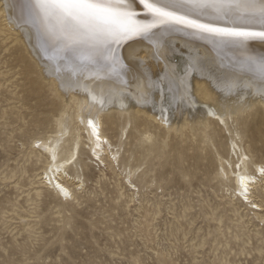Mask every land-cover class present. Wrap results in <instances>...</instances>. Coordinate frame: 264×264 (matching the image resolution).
Returning <instances> with one entry per match:
<instances>
[{
    "label": "rangeland",
    "instance_id": "rangeland-1",
    "mask_svg": "<svg viewBox=\"0 0 264 264\" xmlns=\"http://www.w3.org/2000/svg\"><path fill=\"white\" fill-rule=\"evenodd\" d=\"M6 22L0 9V264H264V186L252 190L261 211L237 198L228 131L208 120L175 131L142 111L104 110L116 159L101 162L89 154L78 101L60 96ZM205 107L194 102L190 116L200 121ZM257 109L228 119L250 169L264 164ZM165 111L169 124L182 120ZM40 141L59 161L78 146L66 199L44 179Z\"/></svg>",
    "mask_w": 264,
    "mask_h": 264
},
{
    "label": "bare ground",
    "instance_id": "bare-ground-1",
    "mask_svg": "<svg viewBox=\"0 0 264 264\" xmlns=\"http://www.w3.org/2000/svg\"><path fill=\"white\" fill-rule=\"evenodd\" d=\"M0 9L6 24L16 30L19 39L33 54L31 56L39 61L43 77L54 83L65 101H78L77 118L83 123L89 154L93 158L110 163L116 159V152L110 148L111 143L101 127L100 115L104 110L122 114L142 111L175 131L208 120L230 134L232 149L228 147L227 153L230 155L231 149L238 162L237 167L230 168L237 198L249 203L255 211L262 210L252 190L261 182L264 186V164L252 162L250 169L246 151L233 136L237 129H230L228 124L229 118L236 121L241 117H255L257 107L264 108V85L251 73L241 71L235 63L241 55L240 50L175 32L158 40L136 39L121 45L117 49L121 63L115 72L110 68L103 71L91 67L74 68L67 61L58 63L46 58L50 54L44 51L42 42L37 40L34 29L22 15L20 0H0ZM137 11L143 17L138 0ZM247 52L256 57L264 56V41H249ZM176 53L183 54L181 66L172 60ZM196 101L206 106L197 116L200 121L189 113ZM168 108L176 115L183 114L180 123L169 124L165 111ZM89 121H92V126ZM39 146L47 154L49 162L43 171L44 179L66 199L71 196L67 182L70 175L66 169L69 161L76 158L78 146L74 145L69 157L61 161L57 159L55 146L44 141H40ZM219 160L223 159L219 157ZM71 179H75L74 176ZM245 184L246 197L240 194Z\"/></svg>",
    "mask_w": 264,
    "mask_h": 264
},
{
    "label": "snow or ice",
    "instance_id": "snow-or-ice-1",
    "mask_svg": "<svg viewBox=\"0 0 264 264\" xmlns=\"http://www.w3.org/2000/svg\"><path fill=\"white\" fill-rule=\"evenodd\" d=\"M138 5L143 17L137 0H20L22 15L50 54L46 58L58 63L115 72L121 45L183 32L240 50L239 69L264 85V56L247 52L249 41H264V0H138ZM242 188L246 197L247 185Z\"/></svg>",
    "mask_w": 264,
    "mask_h": 264
}]
</instances>
